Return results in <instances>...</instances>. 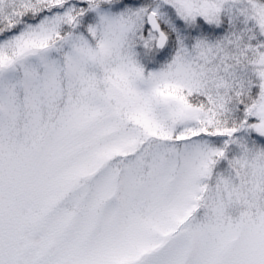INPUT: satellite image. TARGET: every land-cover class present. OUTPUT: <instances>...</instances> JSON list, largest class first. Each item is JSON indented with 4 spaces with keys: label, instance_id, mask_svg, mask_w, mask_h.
Here are the masks:
<instances>
[{
    "label": "snow or ice",
    "instance_id": "snow-or-ice-1",
    "mask_svg": "<svg viewBox=\"0 0 264 264\" xmlns=\"http://www.w3.org/2000/svg\"><path fill=\"white\" fill-rule=\"evenodd\" d=\"M0 264H264V0H0Z\"/></svg>",
    "mask_w": 264,
    "mask_h": 264
}]
</instances>
